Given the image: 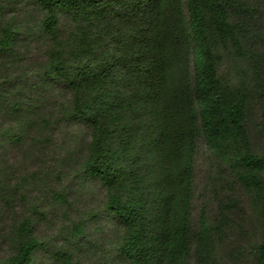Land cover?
Segmentation results:
<instances>
[{"label":"trees","instance_id":"1","mask_svg":"<svg viewBox=\"0 0 264 264\" xmlns=\"http://www.w3.org/2000/svg\"><path fill=\"white\" fill-rule=\"evenodd\" d=\"M0 264H264V0H0Z\"/></svg>","mask_w":264,"mask_h":264}]
</instances>
